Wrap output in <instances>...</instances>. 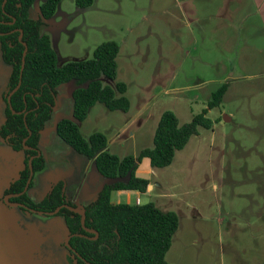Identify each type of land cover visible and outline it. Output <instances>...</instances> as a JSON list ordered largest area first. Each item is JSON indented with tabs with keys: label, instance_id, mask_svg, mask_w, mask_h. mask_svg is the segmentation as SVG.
<instances>
[{
	"label": "rangeland",
	"instance_id": "obj_1",
	"mask_svg": "<svg viewBox=\"0 0 264 264\" xmlns=\"http://www.w3.org/2000/svg\"><path fill=\"white\" fill-rule=\"evenodd\" d=\"M44 1H34L30 17L39 16ZM243 1L93 0L79 8L75 0H60L41 31L50 38L58 66L91 58L101 42L118 43L116 78L100 81L113 88L124 82L130 107L111 111L96 103L78 125L85 137L104 133L106 150L119 157L152 145L163 111L187 122L228 81L222 102L206 114L211 128L200 127L170 165L149 175L163 193H176L169 209L176 207L179 225L166 253L169 264H264V47L252 35L246 42L243 25L252 20L243 24L235 17ZM223 8L235 20L225 19ZM245 52L255 61L243 62ZM10 71L0 57V125ZM75 86H57L39 142L45 164L33 172L26 191L34 202L61 180L66 198L84 204L110 181L55 132L57 121L72 118L68 93ZM23 159L22 151L0 138V264H75L62 216L11 205L3 195ZM144 167H150L147 158L140 161ZM149 200L154 199L139 203Z\"/></svg>",
	"mask_w": 264,
	"mask_h": 264
},
{
	"label": "trees",
	"instance_id": "obj_2",
	"mask_svg": "<svg viewBox=\"0 0 264 264\" xmlns=\"http://www.w3.org/2000/svg\"><path fill=\"white\" fill-rule=\"evenodd\" d=\"M34 1L0 0V57L11 67L3 94L4 121L0 125V138L14 151L24 154L23 169L4 189V194L23 190L30 173L28 160L31 156H34L31 160L33 172L44 167V157L37 153L40 152L41 133L53 114L57 86L74 82L72 118L57 121L55 132L76 152L92 159L98 173L110 181L101 185L90 202L81 205L85 214L84 227L81 215L65 206L55 213L64 219L69 235V254L75 264H169L166 253L178 229V214L173 210L163 211L153 202L112 204L111 193L120 190L146 192L149 180L136 174L138 162L147 158L152 168L170 165L176 151L198 134L200 127L211 128L212 121L206 114L209 109L220 105L228 82L213 91L207 107L187 122L180 123L172 110L163 111L154 129L152 145L141 149L136 156L119 157L106 150L108 140L104 133L96 131L85 137L78 125L96 103L111 111L126 112L130 107L124 82H116L113 88L100 81L101 76L110 80L116 78L118 43L113 40L101 42L94 48L91 58L58 66L50 38L41 31L60 0H45L39 16L32 18L29 9ZM75 2L79 8H86L93 0ZM19 81L18 89L8 103V94ZM31 181L32 178L27 189ZM62 186L61 180L56 181L39 202L31 200L27 190L11 197L9 202H20L23 209L44 212L54 211L64 204L78 207L66 198Z\"/></svg>",
	"mask_w": 264,
	"mask_h": 264
},
{
	"label": "crops",
	"instance_id": "obj_3",
	"mask_svg": "<svg viewBox=\"0 0 264 264\" xmlns=\"http://www.w3.org/2000/svg\"><path fill=\"white\" fill-rule=\"evenodd\" d=\"M237 1L241 0H236ZM240 5V4H237ZM241 6V5H240ZM185 10V9H183ZM241 11L236 12V19L239 20L243 24L248 21L252 20L251 23H249L248 27H245L246 25H243V29H245V35H246V42L249 43L247 40H250V36L260 38V46L264 47V0H244L243 6L240 9ZM222 15H225L226 18L229 21L232 20L234 15L229 11L228 8H223L220 12ZM235 20V18L233 19ZM228 25V22H227ZM247 28V29H246ZM260 35V37L258 36ZM252 39V38H251ZM249 45V44H248ZM247 52V51H246ZM246 52L243 54L245 57L242 59L243 62H249L252 60V62L255 61V57H250ZM228 82V81H225ZM72 87L69 89V96L71 100V115H72V98H71V92ZM226 116V115H225ZM228 117V116H227ZM229 118V117H228ZM140 162H138V166L136 169V174L141 177H145L149 180L150 187H147L146 192H139V191H113L111 193V203L112 204H118V203H130V204H137L140 201H142L143 198H151L154 200H149V202H153L158 208H160L163 211L173 210L176 212V207L173 209H169L172 202L176 203V193H170L166 194L161 191L160 183L159 181L154 178H152L149 175H153V171L155 168L152 167H144L143 169L139 168ZM101 187V186H100ZM99 188L95 190L94 197L96 193L98 192ZM156 191L157 193L155 195H150L151 192ZM149 194V195H148ZM92 200V199H91ZM91 200H88L90 202ZM88 202H85L84 204H87ZM81 204V203H80ZM81 204V205H84ZM143 204V203H140Z\"/></svg>",
	"mask_w": 264,
	"mask_h": 264
},
{
	"label": "water",
	"instance_id": "obj_4",
	"mask_svg": "<svg viewBox=\"0 0 264 264\" xmlns=\"http://www.w3.org/2000/svg\"><path fill=\"white\" fill-rule=\"evenodd\" d=\"M25 52H26V48H25V50H24V52H23V56L25 55ZM22 61H23V60H22ZM22 67H23V64H22ZM19 85H20V81H19L18 85L15 86V87L9 92L8 97H7V99H8V103L10 102V96H11V95H12V94L18 89ZM9 107H10V109H11L10 104H9ZM12 113H14L13 110H12ZM37 155H39V152L37 153ZM33 157H34V156L30 157L29 160H28V164H29V168H30L29 178L27 179L26 184H25L23 190H22L21 192H19V193L13 194L14 196L21 195V194L27 189V187H28V184H29V182H30V179H31V176H32V173H33L32 168H31V160H32ZM148 187H150V184L148 185ZM8 203H9V202H8ZM9 204L16 205V206H23V204H21L20 202L9 203ZM62 206H65V207L69 208L70 210L79 213V214L81 215V217H82V219H81L82 226L84 227V218H85V214H84V212H83L82 209H79V208H77V207H72V206H69V205L64 204V205H60V206H58L54 211H47V212H44V211H40V210H39L38 212H41V213H47V214H55V213H56V212H57ZM31 210H32V211H35V210H33V209H31ZM96 236H97V233H96ZM96 236H95V237H96ZM68 238H69V235H68L67 238H66V245H67V240H68Z\"/></svg>",
	"mask_w": 264,
	"mask_h": 264
},
{
	"label": "flooded vegetation",
	"instance_id": "obj_5",
	"mask_svg": "<svg viewBox=\"0 0 264 264\" xmlns=\"http://www.w3.org/2000/svg\"><path fill=\"white\" fill-rule=\"evenodd\" d=\"M39 154H40V152H39ZM31 157H32V156H31ZM32 159H33V158H32ZM29 174H30V173H29ZM32 175H33V173H32ZM18 176H19V175H18ZM17 178H18V177H17ZM17 178H16V179H17ZM28 178H29V177H28ZM31 178H32V176H31ZM16 179H14L12 182H14ZM30 180H31V179H30ZM26 190H27V189H26ZM26 190H25V191H26ZM25 191H24V192H25ZM24 192H23V193H24ZM3 195L6 197V201H7V203L9 202V199H10V198L8 199V197H9V196H12V197L14 196L13 194H4V191H3ZM9 203H15V202H9ZM21 204H22V203H21ZM11 205H12V204H11ZM66 205H67V204H66ZM76 205L78 206L77 208L82 209L81 204H76ZM69 206H70V205H69ZM21 207H24V205L21 206ZM72 207H73V206H72ZM37 212H38V211H37Z\"/></svg>",
	"mask_w": 264,
	"mask_h": 264
}]
</instances>
